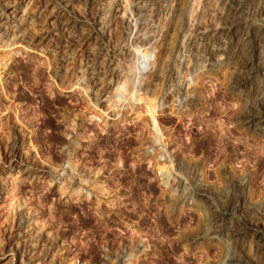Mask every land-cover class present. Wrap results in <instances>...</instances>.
I'll use <instances>...</instances> for the list:
<instances>
[{
	"label": "rangeland",
	"instance_id": "rangeland-1",
	"mask_svg": "<svg viewBox=\"0 0 264 264\" xmlns=\"http://www.w3.org/2000/svg\"><path fill=\"white\" fill-rule=\"evenodd\" d=\"M262 105L264 0H0V264H264Z\"/></svg>",
	"mask_w": 264,
	"mask_h": 264
},
{
	"label": "bare ground",
	"instance_id": "bare-ground-1",
	"mask_svg": "<svg viewBox=\"0 0 264 264\" xmlns=\"http://www.w3.org/2000/svg\"><path fill=\"white\" fill-rule=\"evenodd\" d=\"M239 6V5H238ZM242 13V12H241ZM222 44V43H221ZM222 53V52H221ZM220 53V54H221ZM220 54H217V55H214L215 56V58H217L218 57V55L220 56ZM223 54H225L226 55V52L225 53H223ZM225 55H224V57H225ZM214 58V59H215ZM220 58V57H219ZM219 58H217V59H215V63L217 64V63H219ZM213 59V60H214ZM224 59H226V58H224ZM221 60V59H220ZM239 63V62H238ZM248 74V73H247ZM263 106V105H262ZM261 106V107H262ZM264 107V106H263ZM254 111V110H253ZM255 112H257V111H255ZM258 113V112H257ZM260 114V113H259ZM262 114V113H261ZM264 116V115H263ZM243 118H244V120H245V124H247V126L250 128V129H252L254 132H261V133H263L264 134V117H262V116H258V115H256V114H254L253 112L251 113H249V112H247L246 114H244V116H243ZM248 128V129H249ZM252 131V132H253ZM260 133V134H261ZM232 263H234L235 264V261H233L232 262V260H227V261H225V264H232Z\"/></svg>",
	"mask_w": 264,
	"mask_h": 264
}]
</instances>
